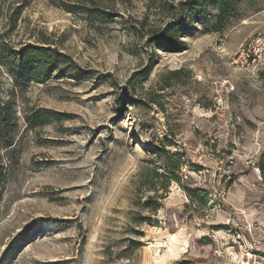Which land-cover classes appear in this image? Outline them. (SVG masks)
Masks as SVG:
<instances>
[{
	"label": "rangeland",
	"instance_id": "rangeland-1",
	"mask_svg": "<svg viewBox=\"0 0 264 264\" xmlns=\"http://www.w3.org/2000/svg\"><path fill=\"white\" fill-rule=\"evenodd\" d=\"M153 3L0 0V264H264V0Z\"/></svg>",
	"mask_w": 264,
	"mask_h": 264
},
{
	"label": "trees",
	"instance_id": "trees-1",
	"mask_svg": "<svg viewBox=\"0 0 264 264\" xmlns=\"http://www.w3.org/2000/svg\"><path fill=\"white\" fill-rule=\"evenodd\" d=\"M175 0H154L153 5L157 6L162 14H166L171 17L172 20L162 29V37L165 41H175L180 43L179 37L183 28L187 26L186 20L184 19L187 15L190 18L193 16H203L204 9L202 7L198 8L197 5H204L205 3L212 1L218 5V13L216 14L217 21L214 27L217 30H222L227 22L237 13V4L241 0H179L177 3ZM78 9H69V11H80ZM106 15V14H105ZM190 21V20H189ZM56 53L57 61H64L67 56L65 54L57 52L55 49L46 46H36L30 45L24 48L15 56V62L12 64L11 72L14 79L25 84L32 80H35V75L33 73L35 68L44 66L46 68L52 65V55L51 53ZM17 63H20L19 68L16 67ZM178 74V71L172 72ZM1 108V107H0ZM2 114V111L0 110ZM57 114V113H56ZM167 151L165 149H159V152ZM169 162H167V167L169 170H174L179 166L180 161L167 155ZM171 158H174L171 159ZM172 161V162H170ZM264 175V169H263ZM2 175L0 173V187H1ZM149 204V200L147 201Z\"/></svg>",
	"mask_w": 264,
	"mask_h": 264
}]
</instances>
